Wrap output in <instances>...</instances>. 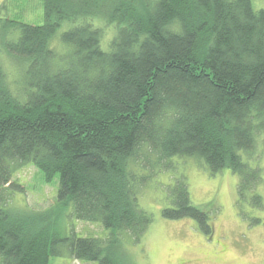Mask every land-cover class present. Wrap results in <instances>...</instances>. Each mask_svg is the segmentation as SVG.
<instances>
[{
  "label": "trees",
  "instance_id": "obj_1",
  "mask_svg": "<svg viewBox=\"0 0 264 264\" xmlns=\"http://www.w3.org/2000/svg\"><path fill=\"white\" fill-rule=\"evenodd\" d=\"M0 51L26 64L15 87L0 61V264H49L59 246L132 264L122 233L141 239L154 219L142 188L178 156L211 174L231 169L239 196L264 205V8L254 0H44L42 24L5 21ZM30 163L59 176L58 203L75 218L111 232L61 238L50 212L12 206L14 174ZM169 199L166 218L214 233L216 207L195 205L184 175Z\"/></svg>",
  "mask_w": 264,
  "mask_h": 264
},
{
  "label": "rangeland",
  "instance_id": "obj_2",
  "mask_svg": "<svg viewBox=\"0 0 264 264\" xmlns=\"http://www.w3.org/2000/svg\"><path fill=\"white\" fill-rule=\"evenodd\" d=\"M256 9L264 8V0H254ZM6 20L30 24L44 22V0H0V27ZM65 25L57 33L58 37ZM112 36L107 29L106 40ZM54 39L60 53L69 48ZM0 61L12 86L20 85L25 61L0 51ZM256 152L263 167L262 181L257 192L264 199V134L258 138ZM174 165L153 174L143 186L140 205L154 219L140 240L130 232H123V245L132 264H264V205L257 206L251 193L246 198L238 194V175L231 169L211 174L202 159L192 156L173 158ZM184 175L192 202L208 208L215 206L214 233L207 235L189 217L166 218L162 209L169 204L171 190ZM13 180L22 186L10 189L12 206L25 212H50L52 235L63 238L74 231L80 237L107 236L111 230L99 222L75 218L71 206L58 203L59 176L47 181L42 170L32 163L19 167ZM59 246L61 255H51L49 264H99L72 257L66 247Z\"/></svg>",
  "mask_w": 264,
  "mask_h": 264
}]
</instances>
